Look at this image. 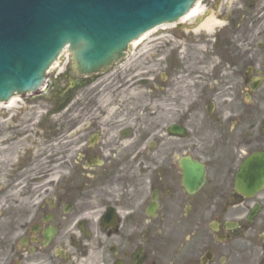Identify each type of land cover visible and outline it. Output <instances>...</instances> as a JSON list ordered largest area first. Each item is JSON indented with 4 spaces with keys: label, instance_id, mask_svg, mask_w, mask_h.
<instances>
[{
    "label": "flooded vegetation",
    "instance_id": "1",
    "mask_svg": "<svg viewBox=\"0 0 264 264\" xmlns=\"http://www.w3.org/2000/svg\"><path fill=\"white\" fill-rule=\"evenodd\" d=\"M202 2L213 32L0 105V264H264V187L236 189L264 153V0Z\"/></svg>",
    "mask_w": 264,
    "mask_h": 264
},
{
    "label": "water",
    "instance_id": "2",
    "mask_svg": "<svg viewBox=\"0 0 264 264\" xmlns=\"http://www.w3.org/2000/svg\"><path fill=\"white\" fill-rule=\"evenodd\" d=\"M193 2L0 0V100L8 99L16 91L38 88L46 69L65 44L70 43L81 69L92 72L107 64L114 54L125 49L128 41L148 28L174 25L164 21L177 20ZM263 159L255 155L244 165L239 176L240 189L254 190L263 185ZM199 177L197 174L196 179ZM248 177L255 181L251 178L253 183H247Z\"/></svg>",
    "mask_w": 264,
    "mask_h": 264
},
{
    "label": "bare ground",
    "instance_id": "3",
    "mask_svg": "<svg viewBox=\"0 0 264 264\" xmlns=\"http://www.w3.org/2000/svg\"><path fill=\"white\" fill-rule=\"evenodd\" d=\"M198 6V5H197ZM197 12H198V8L196 7V9H194L193 10V12H191L190 13V15H185L184 16V18L182 19V20H180V22H188V21H191V20H193V18L195 17V15L197 14ZM213 21H211V20H209L208 21V23H207V27L208 28H211V26H213ZM171 26H174V25H160V27L159 28H153V30L152 31H149L148 33H147V35L146 36H142V38H144V37H152L157 31V33H161V32H163V30L164 29H167L168 27H171ZM141 38V39H142ZM134 43V45L135 44H137L136 42H133ZM65 51H68L67 50V48H65V50L63 51V53L65 52ZM61 55H63V54H61ZM58 62H59V60L57 61V62H55V64L53 65V67H56V66H58ZM12 103V102H11Z\"/></svg>",
    "mask_w": 264,
    "mask_h": 264
},
{
    "label": "rangeland",
    "instance_id": "4",
    "mask_svg": "<svg viewBox=\"0 0 264 264\" xmlns=\"http://www.w3.org/2000/svg\"><path fill=\"white\" fill-rule=\"evenodd\" d=\"M223 1H225V0H223ZM227 3H228L229 5L234 4L235 7H236V5H238V1H234V0H227ZM51 76H52V73L50 74L49 77H51Z\"/></svg>",
    "mask_w": 264,
    "mask_h": 264
}]
</instances>
